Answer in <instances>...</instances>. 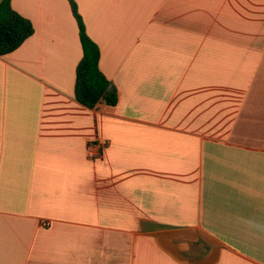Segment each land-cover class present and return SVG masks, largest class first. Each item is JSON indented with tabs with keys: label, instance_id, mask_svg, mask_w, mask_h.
Here are the masks:
<instances>
[{
	"label": "crops",
	"instance_id": "crops-1",
	"mask_svg": "<svg viewBox=\"0 0 264 264\" xmlns=\"http://www.w3.org/2000/svg\"><path fill=\"white\" fill-rule=\"evenodd\" d=\"M75 2L118 100L75 99L68 0H11L0 264H264V0Z\"/></svg>",
	"mask_w": 264,
	"mask_h": 264
},
{
	"label": "trees",
	"instance_id": "trees-1",
	"mask_svg": "<svg viewBox=\"0 0 264 264\" xmlns=\"http://www.w3.org/2000/svg\"><path fill=\"white\" fill-rule=\"evenodd\" d=\"M78 26L82 57L76 65L74 97L88 108L101 103L114 106L118 96L115 88L107 91L110 80L99 68V46L88 35L75 0H68ZM34 32L32 22L13 9L11 0H0V56L17 49Z\"/></svg>",
	"mask_w": 264,
	"mask_h": 264
},
{
	"label": "built area",
	"instance_id": "built-area-1",
	"mask_svg": "<svg viewBox=\"0 0 264 264\" xmlns=\"http://www.w3.org/2000/svg\"><path fill=\"white\" fill-rule=\"evenodd\" d=\"M103 144L100 140L96 139L86 144V157L90 160L99 158L102 154Z\"/></svg>",
	"mask_w": 264,
	"mask_h": 264
},
{
	"label": "water",
	"instance_id": "water-1",
	"mask_svg": "<svg viewBox=\"0 0 264 264\" xmlns=\"http://www.w3.org/2000/svg\"><path fill=\"white\" fill-rule=\"evenodd\" d=\"M113 89V85L110 83L107 87V91H111Z\"/></svg>",
	"mask_w": 264,
	"mask_h": 264
}]
</instances>
